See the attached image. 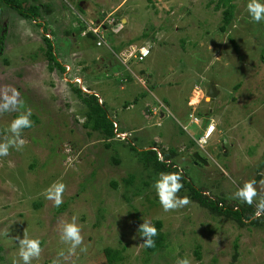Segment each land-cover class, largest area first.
I'll return each instance as SVG.
<instances>
[{"label": "rangeland", "instance_id": "374dc122", "mask_svg": "<svg viewBox=\"0 0 264 264\" xmlns=\"http://www.w3.org/2000/svg\"><path fill=\"white\" fill-rule=\"evenodd\" d=\"M28 1L49 7L50 12L35 9L43 13L45 30L53 29L49 37L66 69L47 59L40 24L0 0V90H18L20 112L30 110L33 123L23 130V149L0 157V264L19 259L15 238L23 239L25 230L41 241V256L32 264H52L68 248L58 224L73 217L87 251L77 249L69 259L60 258L61 264H109L106 248L123 250L121 264H176L185 257L191 264H264L263 225L240 227L190 199L184 208L165 213L154 184L136 195L123 182L131 175L150 182L131 142L139 150L175 149L187 178L228 205L247 181H256L264 194V21L251 22L249 0H231L235 17L227 32L220 30L224 8L217 9L214 0H85L83 9L74 0ZM78 25L99 36L78 35L73 43L70 33L79 34ZM132 47L137 50L131 54L143 47L151 54L142 62L129 60ZM79 85L85 92L106 93L99 97L121 140L108 145L78 119L87 111L74 91ZM18 114H0V142ZM195 152L208 164L188 165ZM55 182L66 185L59 207L43 195ZM144 220L163 222L165 250L144 252L137 222Z\"/></svg>", "mask_w": 264, "mask_h": 264}, {"label": "clouds", "instance_id": "9594fccd", "mask_svg": "<svg viewBox=\"0 0 264 264\" xmlns=\"http://www.w3.org/2000/svg\"><path fill=\"white\" fill-rule=\"evenodd\" d=\"M246 10L251 22L259 24L261 21H264V4L260 3V0H249ZM136 50L137 49L132 48L129 52V60L134 59L131 53ZM142 51L145 55H147V49H143ZM207 99L209 102L211 101L209 96ZM21 107H23V101L20 99V92L18 90L15 88H5L0 90V114L6 112L19 113L18 116L10 122V126L8 128L10 135L5 137L3 142H0V157L8 156L10 154L9 149H15L16 151L22 150L26 144V140L22 138V133L24 129L33 127V123L30 119L32 113L30 110L20 112ZM78 119L83 121L85 118L78 117ZM214 130V125L209 126V128H207L206 135L209 133L208 136H210ZM201 139H203L202 136ZM199 142L201 144V141ZM199 142L197 143L199 144ZM65 151L70 152V146H66ZM71 163L72 157L69 156L66 164L71 165ZM177 167L179 168V166ZM182 179L183 169L179 168V170L175 172H161L159 174V178L154 182L153 187L156 192L158 202L165 213L184 208L190 203L187 196H178V193L183 189V183L181 182ZM261 184H264V181H261ZM65 190L66 185L64 183L55 182L44 191L43 195L45 196V199L52 201L55 207H59L63 203V194ZM231 198L238 200L240 203L246 204L249 207H251L258 198V202L255 203V211L252 215V219H259L262 215H264V194H261L258 191L256 181L253 180L244 182L243 185L238 187L232 194ZM58 230L60 234V241L63 244L68 245L67 254L64 251H61L58 254V258L54 259L52 264H61L60 258H63L64 260L69 259L71 256L76 255L77 249H80L81 252L87 251L86 247H82L84 244V237L81 234L82 230L80 226L76 223L75 217L72 218L71 222L61 221L58 224ZM138 231L141 237L146 238L144 243L140 246L145 248L155 247V241L153 238L158 235V230L155 226L151 225L149 221L144 220V222L139 226ZM15 239L18 240L19 259L14 261L13 264H32L34 259H39L42 253L41 241L39 239L29 238L26 230L23 233V239L19 236ZM176 264H191V262L187 257H185L177 259Z\"/></svg>", "mask_w": 264, "mask_h": 264}, {"label": "trees", "instance_id": "16d2710c", "mask_svg": "<svg viewBox=\"0 0 264 264\" xmlns=\"http://www.w3.org/2000/svg\"><path fill=\"white\" fill-rule=\"evenodd\" d=\"M9 1H13V0H6L7 3H9ZM214 1H216L215 7L217 9L221 7L224 8L223 25L220 27V30L223 32H227L226 30L228 29V27L231 26V23L235 17V5L232 4L231 0H214ZM17 3H18L17 4L18 11L20 14H23V16H27V18H33V19L35 16H38V12H39L38 9L29 10V13L31 12L33 14V16H30L28 13L24 12L27 10L26 7H22L20 2ZM48 12H50V10H48ZM83 31H84L83 27H80V29H78L79 34ZM94 35H95L94 33L88 32L87 37H90L93 40L95 38ZM44 39L47 41L48 60L53 64L54 67H57L62 72H64L66 68H64L63 64L59 61L58 57L56 56L55 48L52 42L47 37H44ZM0 42H2L1 39ZM102 45L103 44L101 43L100 46ZM1 51H2V43H0V52ZM116 52H120V47H116ZM116 52L114 54H118ZM105 78L108 79L107 75L105 76ZM111 80L112 79H108L107 81H111ZM117 81L118 80H116V82ZM74 91L76 92L77 97L79 99H82L83 103L87 107V111L85 112V117H84L85 118L84 126L86 128L91 129L93 132H97L99 136L102 138V140L109 141L108 145H110L111 144L110 142L115 138L121 140V137H119V133H122L121 130L119 132L118 129H115L114 127L115 121L111 120L107 109H105L104 107L105 103L101 102V99L99 97L100 96L99 94H101L104 95L105 98L106 93L105 92L102 93L101 91L99 93L90 92L92 91L91 89H87V91L85 92L83 91V89H81V87L75 88ZM122 141H129V140L122 139ZM129 145L131 146L130 148L131 152L137 155L139 162H142L144 168L150 173L149 177L148 178L146 177V179L147 180L149 179L150 182L143 180L142 177H141V181L139 180L138 182H136L137 181L136 176H132V175L129 178L123 180L127 188L134 189V193L136 195L137 194L140 195L142 194V192H145L147 190L146 186L151 187L154 184V182L159 178V174L161 172H175L178 171L180 168V167L178 168L177 167L178 165L176 164L177 160L175 159L177 158V151L175 149H170L168 150V152H165V151H161L159 148L156 147V145H154L148 147L145 150H139L134 146L133 143L129 142ZM135 148L137 150H135ZM115 163H119V161L117 160V162L115 161ZM258 170H260V167ZM181 182L183 183V189L178 194H181L182 196L183 195L187 196L191 201L198 204L201 208L208 210L212 215L226 217L227 219H230L233 222H235V224L239 225L240 227H246L250 225L264 226V215H262L259 219H252V215L255 211V203L258 201L254 202V204L251 207H249L246 204L240 203L238 200H234V203L232 205H228L224 197L213 198L212 195L209 196L208 194H206L207 190H203V188H198L197 186H195L194 182L187 178L184 171H183V179ZM113 185L117 187V183H113ZM137 222L139 223L140 226L141 223L139 221ZM153 226L157 228L158 235L153 238L155 241V247L145 248L144 252L147 255L156 254L158 252L165 250L167 247L168 237L166 233L163 231V222L161 220H157L154 222ZM145 239L146 238H144V240ZM239 246H240L239 242L236 240L234 243L235 258H237L238 256ZM104 253L109 264H121L124 261L123 250H116V249L114 250L111 248H106L104 250ZM195 254H197L198 257L200 258V252L198 251V249H196Z\"/></svg>", "mask_w": 264, "mask_h": 264}, {"label": "flooded vegetation", "instance_id": "af4514ba", "mask_svg": "<svg viewBox=\"0 0 264 264\" xmlns=\"http://www.w3.org/2000/svg\"><path fill=\"white\" fill-rule=\"evenodd\" d=\"M5 2H6V0H4ZM74 1H76L77 2V8H79V9H83L84 8V6H83V4H84V2H85V0H74ZM17 2H20V4H21V6L22 7H26V11H24V12H26V13H28L29 12V10H32V9H35V8H37V7H41V8H43V11H46V12H48V6H45V7H42V6H44L45 4L44 3H38L37 5H33L32 4V2L31 1H28V0H13V1H10L9 3H7V4H9V5H11L12 6V8L17 12V13H19V11H18V8H17ZM36 10V9H35ZM31 13V12H30ZM19 15L21 16V17H23L24 19H28V20H30V18H27V16H23V14H20L19 13ZM30 16H33V14L31 13V14H29ZM103 15L105 16L106 15V13L105 14H102V17H103ZM41 16H43V13H42V15L40 14V11L38 12V16H35L34 17V19L33 18H31L32 19V21H34L36 24H40V18H41ZM44 18V20L46 19L45 17H43ZM47 22V21H46ZM45 24V23H44ZM80 25H78V28H80L79 27ZM39 27H41V29H42V33L45 35L44 37H47V38H49L50 39V37L49 36H51V34L53 33V29H51V30H45V28L43 27V25L42 24H40V26ZM102 28H104V29H107L105 26L104 27H101V29ZM90 29V28H89ZM89 29L88 30H84L83 32H81L80 34H77L76 32H74V31H72V33H70V36H71V39H69V40H71V41H73V43H77V41H78V38L80 37L82 40H84L85 38H87V36H88V32H90L89 31ZM103 29V30H104ZM46 32H45V31ZM80 32V31H79ZM67 32H65L64 34H66ZM78 35H79V37H78ZM64 37H65V35H64ZM62 40H64L63 39V37H62ZM67 40V39H66ZM44 41H45V44H46V50H45V55H46V57H47V59H48V55H47V41L44 39ZM50 41L52 42V44H53V46H54V41H53V39H50ZM68 41V40H67ZM78 79V78H77ZM78 87H80V85L78 86ZM195 154H197L196 152L194 153V154H192V158H190V159H192L190 162H188V165L189 164H191L192 163V165H195V166H198V165H200V163L201 162H198L196 159H193L194 158V155Z\"/></svg>", "mask_w": 264, "mask_h": 264}, {"label": "built area", "instance_id": "2783aa9c", "mask_svg": "<svg viewBox=\"0 0 264 264\" xmlns=\"http://www.w3.org/2000/svg\"><path fill=\"white\" fill-rule=\"evenodd\" d=\"M92 33H94L96 36H99V32H97L96 30L90 28L89 29ZM100 41L103 42V38H100ZM101 44V43H100ZM143 49H147V55L144 54V52L142 51ZM134 59H137L138 61H144L149 55H150V49L149 48H142L139 50L138 53L136 54H132Z\"/></svg>", "mask_w": 264, "mask_h": 264}, {"label": "water", "instance_id": "95a60500", "mask_svg": "<svg viewBox=\"0 0 264 264\" xmlns=\"http://www.w3.org/2000/svg\"><path fill=\"white\" fill-rule=\"evenodd\" d=\"M209 96H214V89L213 88H211V92L209 93ZM194 158L198 161V162H200V161H202V162H204L206 165L208 164L202 157H200L198 154H195L194 155ZM203 160H202V159Z\"/></svg>", "mask_w": 264, "mask_h": 264}, {"label": "crops", "instance_id": "0c3cea01", "mask_svg": "<svg viewBox=\"0 0 264 264\" xmlns=\"http://www.w3.org/2000/svg\"><path fill=\"white\" fill-rule=\"evenodd\" d=\"M130 45H131V44H130ZM132 48H133V47H132ZM108 62H110V61H108ZM108 62H107V63H108ZM110 64H111V65H110ZM110 64H109V66H112V67L114 66L113 63H110ZM109 71H110V70H109ZM142 72H143V71H142ZM115 74H116V73H115ZM118 74H120V73L118 72ZM126 80L130 83L131 78H130L129 76H128V77L126 76ZM125 83H127V82H125ZM127 94H128V91H127ZM128 95H130V93H129ZM125 107L128 108L129 105H127V106H125ZM123 125H124V124H123Z\"/></svg>", "mask_w": 264, "mask_h": 264}]
</instances>
